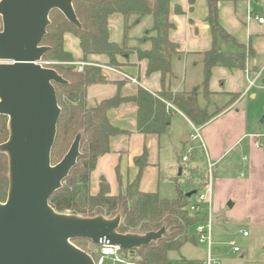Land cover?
Here are the masks:
<instances>
[{"label": "trees", "instance_id": "obj_1", "mask_svg": "<svg viewBox=\"0 0 264 264\" xmlns=\"http://www.w3.org/2000/svg\"><path fill=\"white\" fill-rule=\"evenodd\" d=\"M193 5L195 0H189ZM209 1V11L206 21L209 23L213 44L203 55V80L189 91L173 92L163 89L153 93L146 88L139 87L138 92L125 98L119 95L103 100L94 107L87 104V89L91 84L106 81L101 66L85 63L82 71L78 70L76 59L72 52L64 46L66 33L74 34L80 43L83 60L92 54H105L109 57V64L116 65L117 57L124 55L126 50L130 54L137 53L140 59H147V72L159 71L165 82L173 76L172 59L181 55L179 45L169 36L175 25L170 20V6L172 0H75L74 9L82 24V28L73 25L62 12L55 9L50 14V25L41 41V45L49 46L44 54L45 66L58 71L67 83H54L58 102L61 107L55 143L51 152L53 164L58 163L69 150L75 136L81 132V154L76 165L63 181L62 187L50 197L51 205L59 212L75 213L83 216L103 214L113 217L121 213L122 219L119 231L146 233L159 230L166 225L168 232L158 241L143 246L134 251L133 259L144 264H169L172 261H184L187 264H198L196 260L185 257L174 260L169 254L179 251L182 245L191 239V226L206 220L205 214L190 211L192 196L184 190L182 182L177 178L175 195L166 198L159 192H144L140 190V179L143 168L147 165V151L145 150L139 163V173L133 182L128 183L125 190L112 194L106 182L101 183L98 193L91 191V174L95 170L98 159L110 152L112 136L120 134L122 130L114 126L108 118V110L126 101H133L137 106V130L144 134L161 135L169 125L168 102L180 110L191 123L199 127L209 122L222 109L230 105L239 94H233L232 99L223 107L210 112L208 107H202L199 97L203 94L210 103L212 92L209 85L212 69L215 66H225L230 69L246 70L248 59L253 50L250 46L240 44L220 23L218 3ZM176 12L182 13L177 6ZM120 13L125 18V40L118 44L110 39L109 18ZM152 15L153 27L147 30L139 41H150L148 50H141L129 45L128 30L131 26L130 18L140 21L145 15ZM2 20L0 17V30ZM218 36L226 44L236 47L234 51L223 50L218 46ZM8 117L0 114V144L8 139ZM206 184L201 180L199 189ZM9 187L8 158L0 153V201H5ZM198 189V190H199ZM73 242L96 258V244L86 238H76ZM77 242H86L88 247ZM125 253L129 250L122 249Z\"/></svg>", "mask_w": 264, "mask_h": 264}, {"label": "crops", "instance_id": "obj_2", "mask_svg": "<svg viewBox=\"0 0 264 264\" xmlns=\"http://www.w3.org/2000/svg\"><path fill=\"white\" fill-rule=\"evenodd\" d=\"M209 4V0H195L193 5L189 0H172L170 20L175 27L170 30L169 36L179 45L181 55L173 57V76L167 78L165 82L161 72L156 71L151 74L147 72V59H140L137 53L130 54L127 61L119 59L123 62L119 67L111 66L109 57L105 54H92L86 62L83 60L79 39L72 33H66L64 46L72 52L76 64L81 62L97 64L101 66L106 79L103 83L91 84L88 87V106L94 107L103 100L117 95L130 98L138 92L139 87L156 93L160 92L163 87L177 92L189 91L200 85L204 74L202 53L209 50L213 44L212 31L206 21ZM177 6L182 9V13L176 12ZM218 8L219 20L223 27L235 37L237 42L250 46L253 54L248 59L246 70L230 69L225 66H215L212 69L209 85L210 92H212L210 99L220 97L222 101L219 105L209 108L210 104H207L205 96L201 94L200 97L210 112L227 104L233 94H239V97L209 122L197 127L198 136L196 137H194L196 126L175 106L168 107L169 125L166 132L161 135L138 132L135 102L129 100L110 108L108 110L110 122L125 131L111 137L110 152L98 159L96 168L91 174V191L93 194L98 193L102 182L109 185L112 194L125 190L128 183L136 179L140 170L139 163L145 150L148 163L143 168L140 190L159 192L161 196H163L161 194L163 164L166 163L167 168H170L168 177L174 188L179 178L185 191L197 192L201 180L207 179L208 166L212 163L214 188L211 200L212 215L225 218V222L229 219L246 221L255 228L256 233H262V229L264 230V135L249 128L248 115L239 105L242 96L251 92L255 87V84L250 85V81L255 79L256 83L260 74L255 60L258 50L264 46V21L260 22L258 18L261 17L256 14L258 22L242 23L236 15L232 0H221ZM249 13L252 11H248V15ZM133 20L134 23H140L142 18L136 22L132 17L129 23L131 24ZM108 26L110 39L123 44L125 40L124 16L120 13L111 15ZM131 31L130 26L128 39L132 46L141 50H148L151 47L150 41L143 43L138 41L139 37L131 35ZM225 45L224 48L219 47L228 51L236 50L233 45L226 43ZM263 71L264 66L260 69L261 73ZM248 76H254V78L249 79ZM252 96L256 97V94ZM177 137H183L182 142L190 144L189 157H195L199 161L204 160L207 165L204 173H199L200 162L195 165H181ZM181 155L182 161H189V157L183 160L185 155ZM174 158L175 167L178 169L177 175H174L172 171ZM185 170L190 181L196 180L191 188H186L183 184L182 176ZM193 195L192 199L195 197ZM243 230L248 232L246 237L251 236V231ZM212 235L214 237V231ZM203 260H198V262Z\"/></svg>", "mask_w": 264, "mask_h": 264}, {"label": "water", "instance_id": "obj_3", "mask_svg": "<svg viewBox=\"0 0 264 264\" xmlns=\"http://www.w3.org/2000/svg\"><path fill=\"white\" fill-rule=\"evenodd\" d=\"M74 1L0 0V114L8 117L9 130L8 139L0 144V153L8 158L9 180L7 198L0 201V264H95L73 239L134 252L168 232L163 225L146 233H122L121 213L83 216L59 212L50 203L77 163L82 133L53 164L51 152L61 115L54 83L67 80L43 64L49 46L41 41L55 9L82 28ZM190 241L196 243L194 236Z\"/></svg>", "mask_w": 264, "mask_h": 264}, {"label": "rangeland", "instance_id": "obj_4", "mask_svg": "<svg viewBox=\"0 0 264 264\" xmlns=\"http://www.w3.org/2000/svg\"><path fill=\"white\" fill-rule=\"evenodd\" d=\"M234 2V9L236 15L242 21V23L255 21L256 14L259 17L264 19V0H232ZM248 11H252L249 13ZM153 27V17L152 15L143 16L140 23H131V35L136 37H142L147 30H150ZM213 37V35H212ZM139 38L137 40L139 41ZM218 46L224 48L225 42L223 39L218 36L217 39ZM141 42V41H140ZM143 43V42H142ZM131 45L130 43H128ZM132 46V45H131ZM130 52L126 50L124 55H120L117 57V64L111 65L114 67H119L123 62L120 60H126L129 58ZM256 64L259 69V77L255 83V87L251 92H248L242 96V100L240 102L239 107L244 109L248 115V123L249 128L257 133L264 135V71L261 73L260 69L264 66V46L260 47L256 55ZM43 64H46L43 60ZM182 65V64H181ZM255 76V75H254ZM254 76H248L249 79H253ZM256 94V97H253L252 94ZM222 99L220 97H214L213 100L209 103V108L215 107V105H219ZM201 105L206 106L204 100L200 97ZM178 141V151L180 154V163L182 166L184 165H195L197 162H200L199 173H204L207 168L206 163L203 161L196 160L195 157H189V145L182 142V138H176ZM187 155L189 157L188 162L182 161V155ZM175 156V155H174ZM173 163V161H172ZM171 164H169L170 166ZM176 161L174 158V166L172 167V171L174 175H177L178 169L175 167ZM168 169L167 164H163L162 167V178H161V194L165 197H173L175 195V188L171 180L168 177ZM183 184L186 188H191L194 186L196 180L190 181L188 178V173L185 170V174L182 176ZM195 195V194H194ZM193 195V197H194ZM213 220V231H214V241H212L211 245V253L214 257H217L221 264H264V230L262 229V233H256L255 228L252 227L251 224L246 221H237L230 220L225 222V218L218 217L216 215H212ZM243 229L251 231V236L246 237L243 234ZM190 236H196V225H193L189 229ZM231 240H235L236 245L239 247V251H234L233 246L230 244ZM88 247L86 242L80 243ZM208 253V245L206 243H197L194 244L192 241H186L179 251H173L169 254L170 259H180L181 257H185L187 259H194L198 262V260H203L207 257ZM199 263V262H198Z\"/></svg>", "mask_w": 264, "mask_h": 264}, {"label": "built area", "instance_id": "obj_5", "mask_svg": "<svg viewBox=\"0 0 264 264\" xmlns=\"http://www.w3.org/2000/svg\"><path fill=\"white\" fill-rule=\"evenodd\" d=\"M260 22L264 19L258 18ZM85 66L84 62L78 64V70L82 71ZM255 84V79L250 81V85ZM168 107H174L171 103H167ZM195 134L194 137L198 136V129L194 127ZM190 154V153H189ZM188 154V155H189ZM188 156H183V160H187ZM213 164L209 163L206 184L202 189H199L195 193V197L190 203V211L198 212L200 214L206 215V220L202 223L196 224L197 235L194 237L196 243H206L208 245V253L205 260L199 262L198 264H221V262L216 259L211 253V245L213 241V220H212V209L211 200L213 194ZM244 236L248 235L247 231L243 230ZM233 246L234 251H239V247L236 245L235 240L230 241ZM96 258H94L95 264H144L135 259H133L132 254L134 252L125 253L122 248L118 245L109 244H99L96 246ZM89 253V252H88ZM169 264H187L184 261H172Z\"/></svg>", "mask_w": 264, "mask_h": 264}]
</instances>
